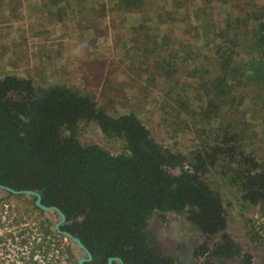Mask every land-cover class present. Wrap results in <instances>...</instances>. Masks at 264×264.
Instances as JSON below:
<instances>
[{
	"label": "trees",
	"instance_id": "trees-1",
	"mask_svg": "<svg viewBox=\"0 0 264 264\" xmlns=\"http://www.w3.org/2000/svg\"><path fill=\"white\" fill-rule=\"evenodd\" d=\"M77 1L90 23L108 15L110 27L129 23L133 54L142 53L123 79L137 83L136 99L1 72L0 185L37 191L60 209L61 228L94 264H171L150 226L168 214L200 236L195 264H251L228 232L232 203L222 190L264 214V0ZM149 103L183 116L193 150L157 140L142 117ZM90 123L118 152L82 140Z\"/></svg>",
	"mask_w": 264,
	"mask_h": 264
},
{
	"label": "rangeland",
	"instance_id": "rangeland-1",
	"mask_svg": "<svg viewBox=\"0 0 264 264\" xmlns=\"http://www.w3.org/2000/svg\"><path fill=\"white\" fill-rule=\"evenodd\" d=\"M94 1L99 0H89L90 3ZM162 2L157 0V4ZM88 13L84 3L77 0H0V73L27 76L36 83L41 79H46V84L60 80L95 95L103 93L109 97L112 96L107 92L119 89L118 100L126 95L130 101H135L133 94L138 88L137 83H131L133 87L129 89L123 78L138 62L142 49L137 55L133 54L136 46L130 30H124L129 28V23H125L128 25L123 29L121 25L117 26V20L115 26L110 27L109 15L98 23L97 18L90 23ZM149 17V21L155 18L153 14ZM154 24L155 20L150 21L151 32L156 34L161 27ZM163 28L167 30V26ZM148 41L152 43V39ZM154 101L156 97L149 98L150 103ZM150 103L143 110L142 117L157 140L183 153L193 150L197 143L195 134L192 130L182 131L186 128L181 120L183 116L177 117L170 105L161 109L159 104ZM254 125H251L252 130L257 129ZM258 128L261 126L258 125ZM80 134L85 142L97 143L114 153L118 152L119 143L104 138L93 123L84 126ZM260 153L263 154L262 151ZM177 170L173 169L172 173ZM222 193L225 203H232L227 209L228 232L242 252L250 256L251 264H264V214H260L257 207L244 209L239 202H233L225 188ZM0 200H9L18 210L31 214L44 232L64 238L54 229L58 214L35 208V197L14 194L5 195ZM172 216L168 214L167 218ZM150 226H153L151 230L156 235L163 225L151 218ZM187 233L200 239L191 230L187 229ZM67 241L71 258L78 264L83 251L71 240Z\"/></svg>",
	"mask_w": 264,
	"mask_h": 264
},
{
	"label": "built area",
	"instance_id": "built-area-1",
	"mask_svg": "<svg viewBox=\"0 0 264 264\" xmlns=\"http://www.w3.org/2000/svg\"><path fill=\"white\" fill-rule=\"evenodd\" d=\"M67 239L44 232L31 214L0 200V264H77Z\"/></svg>",
	"mask_w": 264,
	"mask_h": 264
},
{
	"label": "flooded vegetation",
	"instance_id": "flooded-vegetation-1",
	"mask_svg": "<svg viewBox=\"0 0 264 264\" xmlns=\"http://www.w3.org/2000/svg\"><path fill=\"white\" fill-rule=\"evenodd\" d=\"M162 225L163 226L159 228V231L156 234V239L159 242L160 249L164 250L168 255L172 257L171 264H182V260H184L182 257V252L184 250L188 251L190 248L194 249L193 253L195 256V251L199 239L196 240L197 237L190 233H187V227L184 221H182L180 218L172 216L162 222ZM115 262L117 261H113L112 264H114ZM117 263L119 264V262ZM91 264H94L93 259L91 261Z\"/></svg>",
	"mask_w": 264,
	"mask_h": 264
},
{
	"label": "water",
	"instance_id": "water-1",
	"mask_svg": "<svg viewBox=\"0 0 264 264\" xmlns=\"http://www.w3.org/2000/svg\"><path fill=\"white\" fill-rule=\"evenodd\" d=\"M0 189H5L13 194H28L31 195L33 197H35V201H34V205L43 211H56L58 214V221L54 224V229L57 231V233L63 235L64 237L68 238L69 240H71L80 250L83 251V256H81L78 259V264H91L92 261V254L90 253V251L86 248V246L82 243V241L74 236L72 233L64 230L61 228V226L64 224L66 217L65 214L58 209L55 206H46L44 204H42L41 202V195L40 193H38L37 191L34 190H22V191H16L10 187L4 186V185H0ZM180 223V222H179ZM196 240H198V238H196ZM194 249L190 248L188 251H183L182 252V257L184 260H182V264H194L195 263V256L193 253ZM113 261H117L119 262V264H124L122 262V260L118 257H110L108 259V264H112Z\"/></svg>",
	"mask_w": 264,
	"mask_h": 264
}]
</instances>
